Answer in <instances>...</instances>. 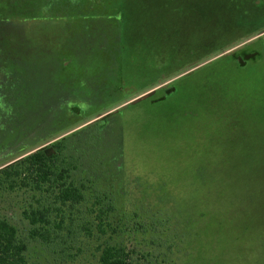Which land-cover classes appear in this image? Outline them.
<instances>
[{
	"label": "rangeland",
	"instance_id": "obj_1",
	"mask_svg": "<svg viewBox=\"0 0 264 264\" xmlns=\"http://www.w3.org/2000/svg\"><path fill=\"white\" fill-rule=\"evenodd\" d=\"M67 135L107 232L0 184L29 262L264 264V0H0V171Z\"/></svg>",
	"mask_w": 264,
	"mask_h": 264
},
{
	"label": "trees",
	"instance_id": "obj_2",
	"mask_svg": "<svg viewBox=\"0 0 264 264\" xmlns=\"http://www.w3.org/2000/svg\"><path fill=\"white\" fill-rule=\"evenodd\" d=\"M86 128L85 126L81 130ZM70 139L71 136L67 135L55 140L44 149L28 154L0 171V184L6 189H24L36 194L54 195L52 203L44 204L42 200H38L37 206L30 205L24 212L33 226L32 233L35 237L48 240L51 229L70 230L76 223L89 235L93 234L94 228L102 233L107 232V226L100 217L111 206H104L99 199L86 207L84 213L77 209L87 203L86 194L91 188L82 176L84 170L81 167V156L77 149L72 148ZM75 212L79 216H73ZM92 216L94 221L89 219ZM26 251L27 245L20 239L16 227L7 220L0 219V264H41L29 262ZM100 264L137 263L132 250L108 245L102 249Z\"/></svg>",
	"mask_w": 264,
	"mask_h": 264
},
{
	"label": "crops",
	"instance_id": "obj_3",
	"mask_svg": "<svg viewBox=\"0 0 264 264\" xmlns=\"http://www.w3.org/2000/svg\"><path fill=\"white\" fill-rule=\"evenodd\" d=\"M123 35H124V31H123ZM122 39H123V37H122Z\"/></svg>",
	"mask_w": 264,
	"mask_h": 264
}]
</instances>
